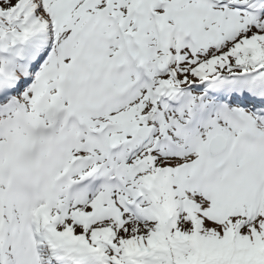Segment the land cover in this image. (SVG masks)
<instances>
[{
	"label": "snow or ice",
	"instance_id": "obj_1",
	"mask_svg": "<svg viewBox=\"0 0 264 264\" xmlns=\"http://www.w3.org/2000/svg\"><path fill=\"white\" fill-rule=\"evenodd\" d=\"M0 264H264V0H0Z\"/></svg>",
	"mask_w": 264,
	"mask_h": 264
}]
</instances>
